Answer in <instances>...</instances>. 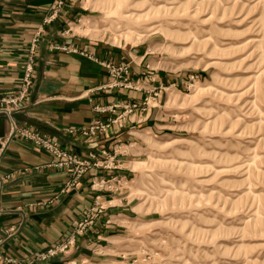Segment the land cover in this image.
<instances>
[{
  "label": "rangeland",
  "instance_id": "374dc122",
  "mask_svg": "<svg viewBox=\"0 0 264 264\" xmlns=\"http://www.w3.org/2000/svg\"><path fill=\"white\" fill-rule=\"evenodd\" d=\"M81 1L71 35L146 47L180 79L154 105L167 130L118 193L131 257L264 264V0Z\"/></svg>",
  "mask_w": 264,
  "mask_h": 264
},
{
  "label": "crops",
  "instance_id": "0c3cea01",
  "mask_svg": "<svg viewBox=\"0 0 264 264\" xmlns=\"http://www.w3.org/2000/svg\"><path fill=\"white\" fill-rule=\"evenodd\" d=\"M82 2L68 5L62 16L46 28L30 99L14 119L19 126L48 136L82 158L91 153L115 155L118 169L90 170L76 189L51 203L69 181L70 173L47 167L55 158L30 142L14 138L4 148L11 121L0 115V239L4 241V252L20 264H142L131 257L128 244L126 224L133 220L134 210L127 209L131 205H125L129 202L126 194L105 196L108 210L67 254L34 263L36 255L63 241L93 205L98 194L91 189L93 179L116 175L129 181L135 175L133 164L145 151V138L162 135L168 126L160 124L161 112L152 107L93 140L70 131L100 118L96 107L142 101L146 90L180 80L157 71L146 47L122 48L104 40L71 35L72 26L85 15ZM54 4L55 0H0V94L18 91L33 35ZM54 44L79 53L56 51ZM81 52L102 62L130 63L132 77L144 90L105 89L110 82L107 69Z\"/></svg>",
  "mask_w": 264,
  "mask_h": 264
},
{
  "label": "built area",
  "instance_id": "2783aa9c",
  "mask_svg": "<svg viewBox=\"0 0 264 264\" xmlns=\"http://www.w3.org/2000/svg\"><path fill=\"white\" fill-rule=\"evenodd\" d=\"M76 1L77 0H55L50 15L33 35L25 63L24 76L18 91L11 94H0V115L7 117L11 121L10 136L2 143L4 148L7 145V141L14 138L30 142L55 158L47 167L70 173L69 181L60 190V193L54 197L51 203L57 201L62 195L67 194L69 191L76 189L90 170L115 171L118 169L115 155L112 156L108 152H103L101 155L91 153L86 158H82L75 153L65 150L57 141L50 139L48 136L33 129L19 126L14 119L16 113L26 108L30 99L32 88L35 83L38 51L46 33V28L62 16V13L68 5L76 3ZM52 48L64 53H79L77 49H72L71 47L61 44H54ZM81 54L91 60L99 62L107 69L110 82L105 89L128 91L144 90L140 87L141 82L133 79L130 63L102 62L89 53L81 52ZM142 84H145V81H143ZM174 87L176 86L174 85L171 88H167L164 85H160L154 87L152 90H146L147 96L142 101L115 103L107 107H96V112L102 116L93 120L89 126L79 130H72L70 133H76L88 140L107 135L115 127L121 128L125 122L131 120L138 112H146L154 107L156 102L160 101L163 95ZM105 115H109V117L105 118ZM124 184V179L116 175L110 178H94L91 189L98 194L94 198L93 205L85 211L82 219L77 222L75 227L63 241L51 247L45 253L36 255L34 257V263L50 261L59 255L67 254L75 247L78 240L85 237L88 231L96 226L100 218L108 210L106 202L104 201L105 196L118 194L119 191L124 188ZM3 243L4 241L0 239V264H20L19 260L8 256L4 252Z\"/></svg>",
  "mask_w": 264,
  "mask_h": 264
}]
</instances>
